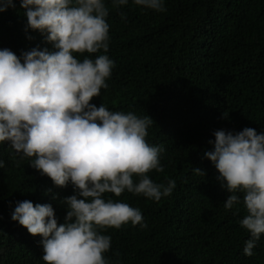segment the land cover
<instances>
[{"label":"trees","instance_id":"obj_1","mask_svg":"<svg viewBox=\"0 0 264 264\" xmlns=\"http://www.w3.org/2000/svg\"><path fill=\"white\" fill-rule=\"evenodd\" d=\"M13 4L0 12V49L17 56L33 47L52 50L39 31L25 30L20 0ZM108 7L106 54L114 67L90 103L149 115L146 141L165 151L163 171L148 175L165 185L173 179L175 188L159 200L103 194L139 208L147 225L102 230L111 236L104 256L109 264H264V234L245 255L243 203L224 208L230 193L204 155L213 150L215 130L264 132V0H164L165 11L108 0ZM30 159L0 143V264H46L40 235L11 219L15 202L49 203L59 224L67 211L62 199L73 194L71 184L55 185Z\"/></svg>","mask_w":264,"mask_h":264},{"label":"clouds","instance_id":"obj_2","mask_svg":"<svg viewBox=\"0 0 264 264\" xmlns=\"http://www.w3.org/2000/svg\"><path fill=\"white\" fill-rule=\"evenodd\" d=\"M129 0H110L113 7ZM155 11H165L164 0H132ZM0 0V12L14 7ZM25 30L39 31L52 44L22 51L0 49V143L14 154L31 158L29 165L57 186L71 184L73 194L62 199L64 222H57L49 203L15 202L11 219L41 237L46 264H109L104 253L111 236L102 230L144 223L141 210L103 194L127 191L152 200L170 195L175 180L154 182L152 170L163 171L162 145L146 141L153 124L149 115L111 111L90 103L107 88L114 61L109 47L108 0H20ZM102 54L91 58L78 54ZM213 150L204 155L218 170L217 179L229 195L224 208L243 203L239 221L248 231L243 253L264 234V132L252 127L215 130ZM4 161L0 160V168ZM196 173L203 174L198 168ZM239 193V195H238Z\"/></svg>","mask_w":264,"mask_h":264}]
</instances>
